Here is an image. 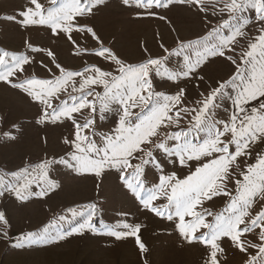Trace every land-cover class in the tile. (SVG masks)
<instances>
[{
    "label": "snow or ice",
    "instance_id": "obj_1",
    "mask_svg": "<svg viewBox=\"0 0 264 264\" xmlns=\"http://www.w3.org/2000/svg\"><path fill=\"white\" fill-rule=\"evenodd\" d=\"M120 2L135 12L137 18L161 20L165 17L158 16L156 10L167 9L173 3L194 7L205 14L209 6L214 12L217 10L216 0ZM29 4L31 6L20 11L18 16L8 19L26 31L46 27L53 36H66L75 46L74 54L81 57L89 54L88 49L81 47L72 33H83L85 38L91 37L99 44L90 54L107 61L112 70H104L96 64H85L81 70H67L56 62L51 50L26 41L25 46L31 53H45L59 72L57 75L49 68L51 78L27 77L26 66L34 63V57L0 50V82L22 91L41 106L42 112L36 122L47 125L70 121L74 128L73 135L63 140L68 146L63 155L53 154L35 164L30 163L8 174L9 179L0 176V197L7 194L18 201L33 197L43 199L60 187L52 173L61 167L78 176L101 177L111 170L118 174L125 194L138 201L144 210L173 222L185 243L203 245L207 251L205 264H220L225 239L245 255L244 264H264V207L255 215L251 211L257 198L264 201V154H257L256 163L241 169V178L234 181V189L229 187L234 175L232 166L240 168L238 159L250 157L257 142L264 144V0H223L218 10L222 16L227 13L228 18L222 19L205 36L184 41L177 34L178 44L171 51L160 44L167 56L152 57L145 47L148 58L137 64L120 59L103 46L92 27L80 23V18L94 14L105 5V0H47V7L39 0H29ZM250 10L255 13L254 21L245 16ZM253 22L259 24V33L242 53L235 74L218 82L206 94L201 92L202 99L196 101L198 107L187 106L186 86L177 84L175 94L156 90L153 73L173 83L202 82L204 77L199 69L209 58L223 57L236 64L227 53L235 51L237 38L242 37L244 29ZM228 28L232 29L231 33L224 34ZM173 55L182 57L183 61L176 68L167 64ZM196 87H200L199 83ZM98 88L102 91H97ZM53 100L59 103L54 105ZM251 101H258L259 106L249 112L245 106ZM226 102L232 105L230 116L217 119V110ZM83 110L89 111L90 118L80 123L75 114ZM187 116H191L188 126L181 127V121ZM97 117L100 122L113 118L114 127L108 132H97ZM156 152L167 156L173 167L191 168L189 162L192 161L198 162V166L180 179L175 172L165 173ZM209 157L207 162H201ZM148 165L159 174L157 182L151 186L147 180ZM216 197H228L222 212L197 210L205 201ZM162 199L167 203L157 206L155 202ZM97 212L96 204L88 205L86 211L69 208L67 215L57 218L59 222L85 217L71 231L52 234L47 226L21 235L17 244L57 242L86 231L97 233ZM0 222L6 223L3 212H0ZM100 229L118 241L133 237L141 253L148 251L140 238L139 224L121 222L108 226L101 221ZM249 233L257 237L258 243L246 239Z\"/></svg>",
    "mask_w": 264,
    "mask_h": 264
},
{
    "label": "rangeland",
    "instance_id": "obj_2",
    "mask_svg": "<svg viewBox=\"0 0 264 264\" xmlns=\"http://www.w3.org/2000/svg\"><path fill=\"white\" fill-rule=\"evenodd\" d=\"M47 7V0H39ZM217 10L214 12L211 6L207 13L199 12L194 7L185 4L173 3L167 9H157L158 16H164L161 20L157 17L137 18L135 12L125 8L120 0H105L94 14L80 18L81 24L92 27L100 37L103 46L111 49L120 59L126 63L137 64L148 58L145 47L152 57L167 56L168 53L160 47L163 43L169 51L178 44L177 34L180 40H195L212 28L217 27L222 19H227L219 13L223 0H216ZM31 6L29 0H0V50L25 53L34 57V63L26 66L27 77L48 79L52 72L59 75L52 59L45 53H31L25 46L28 41L34 46L51 50L56 62L67 70H81L85 64H96L104 70H112L107 61L91 55L99 44L91 37L85 38L83 33L73 32L72 36L81 47H86L89 54L77 56L74 54L75 46L66 36H53L46 27L30 28L24 30L18 23L8 19L10 16H18V13ZM245 16L253 19L254 11L250 10ZM19 18V17H18ZM259 30L258 23H251L244 29L250 33ZM231 28L225 29L224 34H230ZM239 37L234 45L235 51L227 55L236 60L233 64L223 57L209 58L199 69V74L204 77L202 82L186 80L175 83L163 77L152 74V79L157 91L165 94H175L177 84L179 87H187L189 108L198 107V99H202L201 92L205 94L216 87L218 82L229 79L240 65L241 55L246 45H242ZM247 51V50H245ZM182 57L170 56L167 64L170 68H176L182 64ZM114 67V66H112ZM23 78V77H22ZM79 79V78H77ZM200 87L197 88L196 84ZM70 90V89H69ZM97 91H102L98 88ZM65 98L64 96L61 97ZM59 101L53 100V104ZM258 101H251L245 106L247 111L258 107ZM138 111V109L136 110ZM232 111L231 102H226L223 108L217 110V119H227ZM42 112L41 106L32 101L25 93L0 82V176L9 179L13 172L24 168L28 164H35L46 157L55 154L63 155L68 147L63 143L65 138L73 135L74 128L70 121L57 124H38L36 121ZM77 120L83 123L90 118L88 110L75 114ZM191 116L181 121V127H187ZM114 127V119L100 122L97 117L96 131L108 132ZM175 130V129H173ZM7 134V135H6ZM162 138V137H161ZM98 140L99 138L96 137ZM257 154H264V144L257 142L252 147V155L239 158L231 171L234 173L230 189L235 188L234 181L240 179L239 172L248 164L256 163ZM165 173L175 172L180 179L185 178L194 171L198 162L192 161L188 166L173 167L169 158L161 152H156ZM211 159L204 158L201 162ZM138 163L139 161H133ZM147 180L149 186L158 180V173L151 165L147 166ZM52 178L60 187L49 193L43 199L30 198L18 201L14 196L0 197V212L5 215L6 223L0 222V264H205L207 251L203 245H189L183 241L175 224L167 219H162L146 211L138 201L126 195V189L118 179V174L108 170L101 177L94 175L78 176L62 167L52 173ZM228 197H216L211 201H205L198 211L207 209L213 213L222 212L226 206ZM157 206L167 203L166 200L155 202ZM90 204H96L98 208L95 219L98 232H84L72 235L60 242H40L17 244V238L28 232H36L50 226L52 234L56 232L66 233L78 226L85 219L77 216L74 220L68 219L59 222L60 215H67V209L76 208L78 211H86ZM264 207V201L258 198L251 209L252 214ZM38 218L36 222L33 218ZM190 219V218H186ZM212 217H208L211 220ZM101 221L108 226H115L121 222L139 224L141 226L140 238L147 248V253H141L135 243V238L128 237L124 240L103 234L100 229ZM122 230V229H118ZM247 240L258 243L257 237L249 233ZM224 252L220 254V264H244L245 255L231 247L230 241L222 242ZM255 254V250H252Z\"/></svg>",
    "mask_w": 264,
    "mask_h": 264
},
{
    "label": "crops",
    "instance_id": "obj_3",
    "mask_svg": "<svg viewBox=\"0 0 264 264\" xmlns=\"http://www.w3.org/2000/svg\"><path fill=\"white\" fill-rule=\"evenodd\" d=\"M244 33L245 34L242 37H239L242 45H246L243 52H245V50H248V45L255 40V38L257 37V35L259 33V30H254L253 32H250V33H247L244 31ZM37 219H38L37 217L33 218V221L36 222ZM57 242H60V241H57Z\"/></svg>",
    "mask_w": 264,
    "mask_h": 264
}]
</instances>
